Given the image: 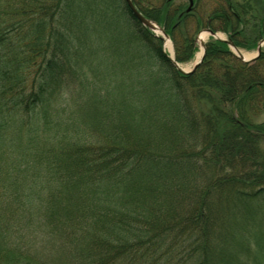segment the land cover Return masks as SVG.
Instances as JSON below:
<instances>
[{
    "label": "trees",
    "instance_id": "1",
    "mask_svg": "<svg viewBox=\"0 0 264 264\" xmlns=\"http://www.w3.org/2000/svg\"><path fill=\"white\" fill-rule=\"evenodd\" d=\"M243 1L133 3L182 63L205 28L257 48L264 0ZM145 89L181 134L152 139ZM263 113L264 50L210 36L184 73L126 0H0V264H261Z\"/></svg>",
    "mask_w": 264,
    "mask_h": 264
},
{
    "label": "rangeland",
    "instance_id": "2",
    "mask_svg": "<svg viewBox=\"0 0 264 264\" xmlns=\"http://www.w3.org/2000/svg\"><path fill=\"white\" fill-rule=\"evenodd\" d=\"M215 1L216 0H205V2L207 4L208 11H210L215 6ZM246 1L253 6V8L255 9V11L258 10L257 5L255 3H252V1H249V0H246ZM240 2H245V1L240 0ZM203 3H204V1H203ZM200 8H201V4H200L199 9ZM200 10L204 13V11L202 9H200ZM207 14L208 13L205 14V18L208 16ZM184 26H186L185 29L188 32H190L191 34H193L194 37L198 33V31H196V25L192 21L188 22ZM203 31H206V30L204 29L201 32H203ZM219 34L221 35V37H226L227 36L224 32H221V31H219ZM210 36H211L210 34L207 35L206 42L210 39L209 38ZM197 43H198L199 49L193 54V57L190 60H187L185 62L180 63L181 66L184 67V69L186 68L187 70L188 69L191 70L193 68V66H194V64H195V62L197 60V55L201 51V46H200L199 41H197ZM166 49L169 52L171 50L170 48H167V47H166ZM241 50L243 52H245V53H251L253 55H255L257 53V49H251V50H249V49H246V48H241ZM263 50H264V46H263ZM171 52H173L174 53V56H175V49H174L173 42H172V51ZM102 54L103 53H100V56L101 57H102ZM130 67L131 66H129V68ZM139 70L141 71L139 74H141L140 77H141V79H143V82H144L143 84L145 85V87H149V85H151L149 83V80H150L149 75L146 74V72L142 68H139ZM134 74H135L134 72L126 71L125 73H123L121 75V77H120V75L117 76V78L114 80V83H116V82L119 83L121 80H124V79L126 81L128 79V77L131 78V79H133V78L135 79V75ZM130 75H131V77H130ZM147 90H146V93H145V102L141 106H146V107L148 106V110L146 109L147 112L150 110L151 111L150 113L153 114V115H155L154 119H155V124L157 126L156 127L154 126L155 129L153 130L154 134L152 135V139L153 140H160L161 142H166V141H168L169 138H172L171 135L174 136L175 134L180 133V131L182 129V126H184V125L181 124L182 125L181 126L180 124H177L176 123V124H174L175 127L172 128L173 125L166 124L163 121L162 118L164 116H170L171 115V111L164 104V101H165V96L163 95L164 92H162V91L161 92H157V91H154V90H151V89L148 90V91ZM158 93H159V95H158ZM132 99H133V101H135L136 100V97H133ZM76 100L79 103V102L83 101V98H81V97L79 98L78 97V98H76ZM84 101H85V97H84ZM128 102H129V106L130 107H128L127 113L129 114V116L131 114V117L133 118L135 116V114H136L137 111L133 112L134 110L133 111L131 110V104L133 102L130 99H129ZM149 106H150V108H149ZM85 109H86V107H85ZM148 117H150V114L148 115ZM171 119H172V117H171ZM258 120L259 121L264 120V113L260 115V117L258 118ZM112 121L113 122L114 121L117 122L116 120H113V119H112ZM176 139L177 140H173L172 142H174L175 144H177V143L179 144L180 143V138L177 137ZM260 260L262 261L261 264H264V257H260ZM224 264H229V263L228 262L227 263L225 262Z\"/></svg>",
    "mask_w": 264,
    "mask_h": 264
},
{
    "label": "water",
    "instance_id": "3",
    "mask_svg": "<svg viewBox=\"0 0 264 264\" xmlns=\"http://www.w3.org/2000/svg\"><path fill=\"white\" fill-rule=\"evenodd\" d=\"M131 11L133 12V14L135 15V17L146 27L154 30L156 33L157 32H161L162 33V38L164 40V45H166L167 40H170L169 35L166 33V31L164 30V28L162 26H160L158 23H156L155 21L147 18L145 15H143L134 5L133 0H126ZM192 4H193V0H190V6L188 7V11L191 10L192 8ZM205 32H208L210 35L214 36L217 39L220 40H224L226 41L229 46L232 48V51L236 54L237 57H239L242 61L244 62H251L256 60L262 53L263 50V45H264V38L261 39L258 42V46H257V53L251 57V58H245L243 51L230 39L221 37V35L218 32H215L213 30H211L210 28L205 29ZM201 33V32H200ZM198 34L196 40L199 41V35ZM200 43V42H199ZM166 47V46H165ZM202 47H203V53L201 58L195 62L193 68L191 70H186L184 69L181 64H179L176 60H175V56L174 53H168V56L170 57V59L172 60L173 64L176 66L177 69H179L180 71L184 72V73H193L196 71V69L201 65L205 54H206V42L202 43Z\"/></svg>",
    "mask_w": 264,
    "mask_h": 264
},
{
    "label": "bare ground",
    "instance_id": "4",
    "mask_svg": "<svg viewBox=\"0 0 264 264\" xmlns=\"http://www.w3.org/2000/svg\"><path fill=\"white\" fill-rule=\"evenodd\" d=\"M208 34H209L208 32L203 31V32H201L200 35H199V42H200V46H201V51L198 53V55H197V60H196V61H198V60L201 58V56H202V53H203L202 43L206 41V39H207V35H208ZM166 47H167V48H170V49H171L170 51H172V42H171L170 40H167V42H166ZM243 53H244L245 58H251V57L254 56V55L251 54V53H245V52H243ZM183 68H184V67H183ZM185 69H186V68H185ZM186 70H187V69H186ZM188 70H189V69H188Z\"/></svg>",
    "mask_w": 264,
    "mask_h": 264
}]
</instances>
